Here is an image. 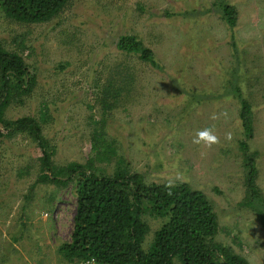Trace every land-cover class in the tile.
Listing matches in <instances>:
<instances>
[{
	"label": "rangeland",
	"instance_id": "374dc122",
	"mask_svg": "<svg viewBox=\"0 0 264 264\" xmlns=\"http://www.w3.org/2000/svg\"><path fill=\"white\" fill-rule=\"evenodd\" d=\"M222 3L237 14L231 26ZM125 34L153 52L154 68L115 48ZM0 40L36 76L30 98L6 117H41L55 166L92 159L101 173L118 167L147 184L185 183L209 199L215 243L264 264L254 210H264V0H70L57 18L30 27L0 13ZM58 62L70 66L60 72ZM106 77L112 86L97 95ZM241 100L253 116L247 155L259 196L251 205ZM204 129L215 142L194 143ZM38 155L24 136L0 141V264H61L55 248L69 239L75 199L71 184L32 187ZM25 205L28 238L12 243Z\"/></svg>",
	"mask_w": 264,
	"mask_h": 264
},
{
	"label": "trees",
	"instance_id": "16d2710c",
	"mask_svg": "<svg viewBox=\"0 0 264 264\" xmlns=\"http://www.w3.org/2000/svg\"><path fill=\"white\" fill-rule=\"evenodd\" d=\"M69 3L70 0H0V13L5 19L30 27L57 18ZM220 6L226 24L233 25L236 12L226 4ZM115 48L124 56H136L151 68L156 66L153 52L135 35L118 37ZM69 66V62H58L55 70L62 72ZM29 70L24 58L8 50L0 40V141L20 135L36 144L38 173L32 187L72 185L75 207L71 233L68 241L55 248L61 264H82L88 260L95 264H173L175 259L180 264H248L230 249L215 243L218 219L201 191L185 183L147 184L140 174H129L118 167L101 173L95 170L92 159L84 164L55 166L51 146L41 133V117L40 120L25 114L14 119L6 117L8 109L12 112L13 106L18 107L30 98L36 76ZM111 86L112 78L106 77L101 94L97 91V95H106ZM112 94L110 91L109 95ZM252 117L248 104L241 100L239 120L244 140L239 143L247 168L245 187L250 205L259 196L254 157L247 155ZM254 210L264 226V210ZM31 216L26 205L22 206L12 243L27 237ZM149 220L155 221V225L151 226Z\"/></svg>",
	"mask_w": 264,
	"mask_h": 264
},
{
	"label": "clouds",
	"instance_id": "9594fccd",
	"mask_svg": "<svg viewBox=\"0 0 264 264\" xmlns=\"http://www.w3.org/2000/svg\"><path fill=\"white\" fill-rule=\"evenodd\" d=\"M194 143H200L201 141L215 142L216 137L212 134L210 129H204L197 132Z\"/></svg>",
	"mask_w": 264,
	"mask_h": 264
},
{
	"label": "built area",
	"instance_id": "2783aa9c",
	"mask_svg": "<svg viewBox=\"0 0 264 264\" xmlns=\"http://www.w3.org/2000/svg\"><path fill=\"white\" fill-rule=\"evenodd\" d=\"M82 264H95V262L93 260H88V261H85Z\"/></svg>",
	"mask_w": 264,
	"mask_h": 264
}]
</instances>
